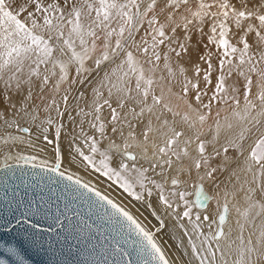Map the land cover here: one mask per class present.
Wrapping results in <instances>:
<instances>
[{"label":"snow or ice","instance_id":"6c2138e0","mask_svg":"<svg viewBox=\"0 0 264 264\" xmlns=\"http://www.w3.org/2000/svg\"><path fill=\"white\" fill-rule=\"evenodd\" d=\"M0 145L32 150L0 168L39 169L56 226L95 217L92 264H264V0H0Z\"/></svg>","mask_w":264,"mask_h":264},{"label":"water","instance_id":"95a60500","mask_svg":"<svg viewBox=\"0 0 264 264\" xmlns=\"http://www.w3.org/2000/svg\"><path fill=\"white\" fill-rule=\"evenodd\" d=\"M3 163L4 160H1L0 164ZM8 163L13 164L12 170L0 168V261L5 264H20V260L7 251L9 248L16 249L18 256L26 264H92L94 259L101 258V241L96 233L95 217L88 220L85 212L86 222L93 224L91 230L84 228L82 232H78L74 217L71 227L67 219H62L63 228L56 226L52 220L46 218L55 215L56 204H52L49 212L48 204L41 208L42 201L38 199L39 195H50L47 178L39 181L42 174L30 164L17 167L14 160H9ZM33 173H36L38 179H33ZM40 183L45 185L43 191ZM52 187L58 188L59 195V186ZM192 198H195L194 194ZM21 201L24 202L23 208L18 207ZM30 201L35 202L38 212L27 217L29 223L25 224L22 213ZM60 208L63 210V203H60ZM17 219L21 220L20 224H17ZM37 220L40 223L36 229H32L31 223ZM49 224L55 230L49 229Z\"/></svg>","mask_w":264,"mask_h":264},{"label":"bare ground","instance_id":"6f19581e","mask_svg":"<svg viewBox=\"0 0 264 264\" xmlns=\"http://www.w3.org/2000/svg\"><path fill=\"white\" fill-rule=\"evenodd\" d=\"M207 31V29H205ZM198 39L197 36H193V43L195 44L196 40ZM202 50V49H201ZM196 59L195 54L192 56V60L194 61ZM187 60V58H186ZM189 75H191V72H189ZM66 151V147H65ZM17 152H20L22 154H32L31 149H26V146H17L12 148H6L3 145H0V161H5L6 155H11L15 157ZM41 158H48L49 162H51V153L49 151L48 154H40ZM9 161V160H8ZM65 166H67V160H65ZM74 172H76L77 175H80L83 180L89 182L93 186H95L98 190H100L103 194H107L110 198H112L116 203L121 204L124 207L129 208L134 215L137 216V218L141 219L142 222H145L148 224V226L155 231L158 227V221L154 217L150 215L149 211H145L143 208H141L138 204H135L129 197H127L126 194L122 192L118 187L112 186L109 181L106 180V178H100L97 174L93 173H84L83 171H77L74 167L72 168ZM191 191V189H189ZM212 210H215V201L211 202ZM166 222L168 223V227L161 230L159 233H157V238L161 242V244L166 249L167 254L170 258L173 260H177L179 258V253L176 249L175 243L170 238L173 229L172 224L174 223L171 221L170 218H166ZM177 239L179 238V233H176Z\"/></svg>","mask_w":264,"mask_h":264}]
</instances>
